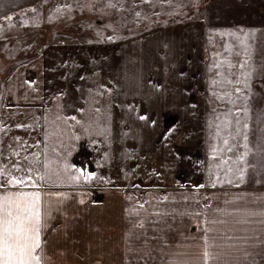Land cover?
<instances>
[{
    "label": "crops",
    "instance_id": "1",
    "mask_svg": "<svg viewBox=\"0 0 264 264\" xmlns=\"http://www.w3.org/2000/svg\"><path fill=\"white\" fill-rule=\"evenodd\" d=\"M201 41L196 21L146 30L106 46L57 40L1 75L0 120L9 126L7 135L0 136L5 156L16 136L30 144L43 141L45 133L49 137L42 150L51 161V180L40 189L51 194L54 209L42 237L48 264H204L206 244L214 245L217 264H251L253 260L264 264L260 217L253 218L250 225L236 223L248 213L264 212V185L212 187L205 183ZM25 81L34 82V90ZM34 114L42 118L40 126L15 127L31 123ZM45 115L51 119L44 121ZM57 115L75 116L80 123L58 122ZM141 116L147 119L141 120ZM99 130L105 131L102 146L106 155H99ZM33 151L36 149H29V153ZM163 158L170 162L166 168L185 159L182 174L175 168L171 174L161 171ZM104 160L107 176L100 179V161ZM65 161L73 169L95 173L97 179L70 184L61 167ZM144 167H150V174L138 173ZM158 181L184 183L185 187L166 192L171 202L164 201L156 190L139 196V203H144L141 216L157 221L148 222L144 235L131 239L128 233L141 230L134 227L140 218L130 210L138 206H131L127 190L113 192L118 199L122 195L123 205H116L118 199H114L106 213V227L124 232L119 244L112 241L99 254L97 247L103 242L74 240L70 235L79 231L83 210L96 214L98 226L99 208H84L80 203L88 196L85 187L98 182ZM55 193H67L70 198L57 203ZM157 211L166 214L164 223L152 215ZM184 212L189 214H176ZM210 220L216 221L211 228ZM90 242L92 246L97 243L95 250L88 249ZM113 251L116 253L111 254ZM245 251L251 254L248 258Z\"/></svg>",
    "mask_w": 264,
    "mask_h": 264
},
{
    "label": "rangeland",
    "instance_id": "2",
    "mask_svg": "<svg viewBox=\"0 0 264 264\" xmlns=\"http://www.w3.org/2000/svg\"><path fill=\"white\" fill-rule=\"evenodd\" d=\"M107 2L108 0H0V28L3 29L0 34V88L2 87L1 75H6L13 65L38 54L37 52L45 44L57 40L62 42L72 40L106 46L107 43L133 35H142L146 30L186 25L190 21H196L202 31L203 167L205 183L212 185L214 175H224V171L220 168L222 161L229 158L235 159L234 153L243 151L242 147H237L233 153L218 154L214 158L212 149L214 146L221 145L222 138H227L231 131L230 128L224 127L225 117L229 113L234 114L238 108L244 107L241 100L233 104L228 99L218 98L227 86L213 85V80L219 79L216 75L218 70L214 65L220 60H230L235 66L233 72L238 76L241 71L238 65L244 59L243 49L239 47V44L244 33H251L247 42L251 46V64L254 68L251 81L252 96L247 106V116L243 114L240 116L241 121L246 120L248 124V144L252 149L248 160L251 167L246 173L245 182L239 185H264V0H147V2L145 0H111L116 5L113 8L107 7ZM64 5L70 6V11L57 14L55 9ZM32 8L36 9L35 13L28 11ZM137 13L140 15L138 16ZM7 16L13 17L11 21L13 27H8L9 22L5 20ZM226 47L231 50V53L225 50ZM232 99L236 100V96L233 95ZM230 118L235 119V116L232 115ZM218 131L219 134H217ZM85 133L84 130V136L89 138V135ZM99 136V140L96 141L99 155H106L102 146L105 131L99 130ZM232 142L243 143L239 137ZM104 158L106 159V156ZM150 161L155 162V160ZM166 162L170 163L163 158L161 171L171 174L175 168L182 174L180 169L186 160L173 161L172 168H166ZM105 164V160L100 161V179L107 176ZM158 169L162 168L159 166ZM149 171L150 167H144L138 173L150 174ZM183 187H185L184 183L164 181H158V184L98 182L87 186L84 189L88 191V196L83 199L82 207L97 206L99 208L98 226L96 214H92L91 209L89 212L83 210L81 223L77 227L79 231H73L74 235H70L74 240L103 242L99 243L97 249L99 254L105 253L110 242L115 241L119 244V240L124 238L122 230L111 231L105 223L108 208L114 199H118L112 196L113 192L119 191L122 194L124 190L130 191L131 206H138L142 199H139V196L145 191L156 190L159 197H168L167 200H163L171 202L169 193L166 192L182 190ZM116 202H118L116 205H123L122 195ZM93 217L95 220L92 221ZM128 233H131V239L138 237L135 235L137 231ZM158 233L161 236V232ZM96 246H92L90 242L88 249L95 250ZM82 249L83 247L77 248V250ZM131 251L135 252V248H131Z\"/></svg>",
    "mask_w": 264,
    "mask_h": 264
},
{
    "label": "snow or ice",
    "instance_id": "3",
    "mask_svg": "<svg viewBox=\"0 0 264 264\" xmlns=\"http://www.w3.org/2000/svg\"><path fill=\"white\" fill-rule=\"evenodd\" d=\"M147 2V0H145ZM107 7L113 8L116 5L108 0ZM28 11L35 13L36 9L32 8ZM70 11V6H58L55 9L57 14H63ZM139 16L140 13H137ZM8 21V27H13L11 23L12 16L5 17ZM3 29L0 28V34ZM251 33H244L243 39L240 41L239 47L243 49L244 59L239 63L238 67L241 70L237 76L233 72L235 67L230 60H220L214 67L218 70L216 75L219 77L213 80V85L227 86L225 87L219 99H228L229 102L235 104L237 100H241L244 104L243 108H238L236 112L229 113L224 120V127L230 128L227 138H222V143L219 146H214L212 149L213 157L216 158L218 154L233 153L237 147H242L243 151L234 153L235 159L223 160L220 168L224 171V175H214L212 179V187L217 184H242L245 182L246 173L251 167L248 157L252 153V149L248 144L247 121H241L240 116L243 114L247 116L248 104L252 96L251 81L253 78L254 68L251 64L252 50L250 44L247 42ZM110 39V38H109ZM226 51L231 53V50L226 47ZM224 69V71H220ZM29 89H33L34 82L25 81ZM34 90V89H33ZM233 95L236 100H233ZM2 98V96H0ZM59 101L60 97L55 98ZM97 111H99L97 109ZM234 115L235 119L230 117ZM41 117L33 115V120L28 124H17V128H34L40 126ZM51 118L48 115L43 117L44 121H49ZM76 121L80 122L75 116L65 118L57 115L58 122ZM141 120L147 119L145 116L140 117ZM217 119H220L217 117ZM219 129V126H217ZM9 126L3 120H0V136H6ZM219 134V131L218 133ZM239 137L243 143L236 144ZM49 139L48 134L45 133L44 140H38L35 144H30L21 137L16 136L13 142L8 144L7 156H5V149L0 144V264H48V256L46 253L45 240L42 237L49 229V222L53 218V205L51 202V194L42 193L41 187L47 186L51 180V161L48 159L47 152L42 148H46L45 141ZM30 148H35L36 151L29 153ZM23 153V155H22ZM62 171L66 174L67 181L70 184L80 185L87 184L97 179L95 173L82 171L80 169H73L66 161L61 165ZM198 188H203L204 185H198ZM57 203H63L70 198L67 193H55ZM163 199L167 200L168 197ZM80 203H84L81 200ZM147 203V202H145ZM144 210V203H139L138 208L130 210V212L140 218V222L134 227L140 229V232L135 235H144V229L152 216H141ZM177 215H188L189 213H176ZM199 216L200 213H192ZM159 218V222L164 223L163 216L165 213L159 211L152 214ZM260 217V223L264 225V212L262 213H248L243 219L236 221L237 224L250 225L253 218ZM216 223V221H209V227ZM214 245L206 244L203 253L204 264H217L219 255L212 250ZM244 257L248 258L251 254L244 252ZM255 264V261H251Z\"/></svg>",
    "mask_w": 264,
    "mask_h": 264
}]
</instances>
